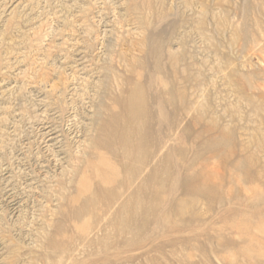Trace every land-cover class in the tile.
Here are the masks:
<instances>
[{
  "label": "rangeland",
  "instance_id": "374dc122",
  "mask_svg": "<svg viewBox=\"0 0 264 264\" xmlns=\"http://www.w3.org/2000/svg\"><path fill=\"white\" fill-rule=\"evenodd\" d=\"M0 264H264V0H0Z\"/></svg>",
  "mask_w": 264,
  "mask_h": 264
},
{
  "label": "bare ground",
  "instance_id": "6f19581e",
  "mask_svg": "<svg viewBox=\"0 0 264 264\" xmlns=\"http://www.w3.org/2000/svg\"><path fill=\"white\" fill-rule=\"evenodd\" d=\"M132 101H133V100H132ZM130 106H131V105H130ZM130 106H129V108H131Z\"/></svg>",
  "mask_w": 264,
  "mask_h": 264
}]
</instances>
